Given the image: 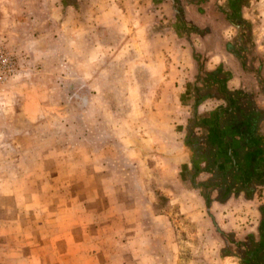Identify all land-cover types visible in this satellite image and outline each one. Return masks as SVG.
<instances>
[{
    "label": "rangeland",
    "instance_id": "374dc122",
    "mask_svg": "<svg viewBox=\"0 0 264 264\" xmlns=\"http://www.w3.org/2000/svg\"><path fill=\"white\" fill-rule=\"evenodd\" d=\"M127 4L0 0V264H264L250 211L219 226L173 158L189 77L264 105V0L245 29L228 0H149L145 33Z\"/></svg>",
    "mask_w": 264,
    "mask_h": 264
},
{
    "label": "crops",
    "instance_id": "0c3cea01",
    "mask_svg": "<svg viewBox=\"0 0 264 264\" xmlns=\"http://www.w3.org/2000/svg\"><path fill=\"white\" fill-rule=\"evenodd\" d=\"M124 1L128 3L126 12H129L130 17H134V12L139 11L140 15L135 16V21H140V31L147 32L150 14L145 10L149 0ZM132 1L135 4L130 7ZM118 2L120 0H112V13L119 11L117 8L120 6L116 7ZM231 20L236 27L245 29L240 21L237 20L239 24H236ZM244 32L241 31V34ZM207 72L205 77H189L190 86L200 83L195 89L180 90L182 99L187 93L191 97L192 102L188 107H181L179 103L178 107L192 112L193 125L183 144L188 152L184 151L186 155L183 156L179 154L180 151L175 150L173 158L188 163L191 180L194 179V192L202 194L206 209L216 218L219 226H223L226 217H229L234 226L249 224L241 215L244 211H250L247 217L255 219L251 224L255 230L247 233V239L256 241L255 251L258 254L261 250L264 253L263 96L254 88L236 89L233 85L238 80L236 74H230L226 81L219 76V86L214 91L217 81L212 78V71ZM235 242L238 244L239 240L236 238ZM232 251V247L222 248L221 257H234Z\"/></svg>",
    "mask_w": 264,
    "mask_h": 264
},
{
    "label": "trees",
    "instance_id": "16d2710c",
    "mask_svg": "<svg viewBox=\"0 0 264 264\" xmlns=\"http://www.w3.org/2000/svg\"><path fill=\"white\" fill-rule=\"evenodd\" d=\"M229 1V4H230V7L232 10H235L237 15H234L235 18L238 20V21H242L244 22V19L241 18V15H239V11L241 10L242 6H244L246 4V0H228ZM234 11V12H235ZM256 251L254 250V253ZM256 254V253H255ZM258 264H261L260 262Z\"/></svg>",
    "mask_w": 264,
    "mask_h": 264
}]
</instances>
